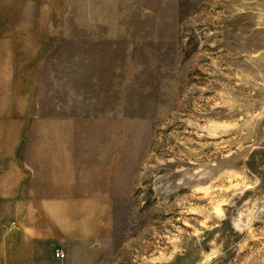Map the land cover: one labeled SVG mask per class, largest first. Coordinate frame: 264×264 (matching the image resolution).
<instances>
[{"label": "rangeland", "instance_id": "rangeland-1", "mask_svg": "<svg viewBox=\"0 0 264 264\" xmlns=\"http://www.w3.org/2000/svg\"><path fill=\"white\" fill-rule=\"evenodd\" d=\"M0 40L38 264H264V0H0Z\"/></svg>", "mask_w": 264, "mask_h": 264}, {"label": "crops", "instance_id": "crops-1", "mask_svg": "<svg viewBox=\"0 0 264 264\" xmlns=\"http://www.w3.org/2000/svg\"><path fill=\"white\" fill-rule=\"evenodd\" d=\"M6 74L0 40V264H38L40 247L51 240L53 231L46 217L48 205H38L33 181L28 178L26 184L25 176H20L24 128L13 104L5 101L21 100V93L14 88L10 73Z\"/></svg>", "mask_w": 264, "mask_h": 264}, {"label": "built area", "instance_id": "built-area-1", "mask_svg": "<svg viewBox=\"0 0 264 264\" xmlns=\"http://www.w3.org/2000/svg\"><path fill=\"white\" fill-rule=\"evenodd\" d=\"M56 257H57L58 259H62V258L65 257V254H64V252H63L62 250H57V251H56Z\"/></svg>", "mask_w": 264, "mask_h": 264}]
</instances>
